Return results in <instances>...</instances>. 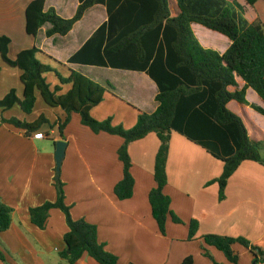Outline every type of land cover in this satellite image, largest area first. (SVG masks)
Instances as JSON below:
<instances>
[{
  "label": "crops",
  "instance_id": "obj_1",
  "mask_svg": "<svg viewBox=\"0 0 264 264\" xmlns=\"http://www.w3.org/2000/svg\"><path fill=\"white\" fill-rule=\"evenodd\" d=\"M32 1L0 0V36H8L12 41L11 59L25 49L36 47L42 51L38 57L63 76L77 71L103 85L106 88L104 100L91 111L97 120L112 118L114 125L130 129L136 125L140 113L151 114L157 110L158 84L146 71L70 60L99 27L108 22L106 5L89 8L68 34L48 36L49 24L37 35H30L26 30V10ZM228 2H234L240 14L250 22L263 21L255 10L257 3L251 6L245 0ZM80 4L81 0H46L45 10L55 9L58 15L68 19L76 14ZM170 8L171 16H177L174 0H170ZM191 27L205 48L223 54L231 45L229 38L219 32L198 23ZM106 44L107 40L103 54ZM95 50L93 47L89 53ZM0 66V99L12 89L22 99V71L7 65L1 57ZM46 77L52 87L60 85L54 72ZM244 86L245 81L237 77V85L230 86L229 90L235 92ZM69 89V85L62 86L61 93ZM246 98L249 104L231 100L227 106L243 119L250 138L264 148V115L252 107L264 108V100L252 88L247 89ZM41 116L49 122L29 135L0 121V197L14 209L11 227L0 234L1 248L7 259L0 260V264H69L61 256L67 246L65 234L69 231L64 212L59 208L51 209L44 228L34 224L30 215L31 208L57 200L56 144L60 140L67 142L60 173L72 216L75 220L95 224L99 241L118 256L120 264H182L189 256L194 258L193 264H214L202 249L204 236L208 234L245 237L264 249V165L259 162H242L228 181L226 198L220 200L217 179L223 173L224 162L173 131L167 161L168 184L164 192L171 198L173 212L184 223H175L169 217L167 233L163 235L149 200L156 185L154 169L161 143L156 133L130 144L134 194L121 200L114 189L124 177V166L118 156L124 138L107 132L94 133L77 113L65 128L63 137L57 123L65 119L66 112L47 105L40 92L31 114H25L19 105L5 112L0 110V117H17L29 123ZM37 132H43L46 137H34ZM192 220L198 221L199 228L195 238L189 240ZM205 246L217 262L235 264L221 250ZM233 249L239 255L238 264H252L254 257L249 249L239 243L234 244ZM75 264L100 263L84 254Z\"/></svg>",
  "mask_w": 264,
  "mask_h": 264
},
{
  "label": "trees",
  "instance_id": "obj_2",
  "mask_svg": "<svg viewBox=\"0 0 264 264\" xmlns=\"http://www.w3.org/2000/svg\"><path fill=\"white\" fill-rule=\"evenodd\" d=\"M174 1L177 8L175 17L171 16L170 0H81L76 14L68 19L58 15L55 9L46 11V0H33L27 7L28 34L37 35L43 26L49 24L51 27L47 35L53 36L68 34L92 6H107L108 22L102 24L70 60H84L105 66L110 63L118 68L142 70L156 81L159 88L157 110L151 114L140 113L136 125L130 129L114 125L112 118L100 121L92 116V109L104 100L106 88L103 85L77 71H70L68 76H63L38 57L42 51L36 47L25 49L15 59H11L9 49L12 41L8 36H0V57L7 65L22 71L21 81L24 85L23 98L20 99L16 90L12 89L0 99V110L5 112L19 105L25 114H31L40 92L47 105L60 107L66 112L65 119L57 123L63 137L75 113L94 133L107 132L123 137L124 143L118 150V156L124 166V177L114 189L119 199H129L134 194L130 144L150 133L157 134L161 143L154 169L156 185L149 194V200L153 217L163 235L167 233L169 217L175 223H184L173 212L171 198L164 192L168 184L167 161L173 131L203 146L224 162L223 173L217 179L220 200L226 198L228 181L242 162L252 160L264 165L262 144L250 138L243 119L227 106L231 100L249 104L246 98L248 88L254 89L264 100V22L260 19L250 22L228 0ZM245 1L254 6L260 0ZM193 23L228 37L231 45L226 52L221 54L205 48L192 30ZM93 47L96 50L89 53ZM51 72L56 74L60 85L52 87L48 82L46 75ZM237 77L245 81V86L242 90L231 92L229 87L237 85ZM65 85H69L70 89L61 93ZM252 107L264 115L263 107ZM0 121L25 130L28 135L49 122L45 116L32 123L17 117H0ZM55 186L56 202H46L31 208L32 222L44 228L50 210L59 208L66 215L69 226L65 234L67 246L61 252L69 264H75L84 254L100 264H120L118 256L109 252L99 241L95 224L73 218L71 207L66 203L65 183L60 172L56 173ZM13 212L14 209L0 197V234L11 227ZM198 228V221L192 220L189 224V240L195 238ZM236 243L250 250L254 257L252 264H264V249L245 237L204 236L205 245L216 247L230 262L238 264L239 255L233 249ZM205 245L202 247L204 255L214 264H222L213 258ZM0 260H7L1 240ZM193 263L192 256L182 262Z\"/></svg>",
  "mask_w": 264,
  "mask_h": 264
},
{
  "label": "water",
  "instance_id": "obj_3",
  "mask_svg": "<svg viewBox=\"0 0 264 264\" xmlns=\"http://www.w3.org/2000/svg\"><path fill=\"white\" fill-rule=\"evenodd\" d=\"M56 145H57L56 148L57 172H60L66 154L67 142L64 140H60L57 142Z\"/></svg>",
  "mask_w": 264,
  "mask_h": 264
},
{
  "label": "rangeland",
  "instance_id": "obj_4",
  "mask_svg": "<svg viewBox=\"0 0 264 264\" xmlns=\"http://www.w3.org/2000/svg\"><path fill=\"white\" fill-rule=\"evenodd\" d=\"M231 4L234 6V2H231ZM255 10L259 13L260 18L264 21V0H260L257 2V4L255 5ZM241 16L244 17L242 13H241ZM222 36H224V35H222ZM224 37L226 39H228L226 36H224ZM262 154L264 155V148L263 147H262Z\"/></svg>",
  "mask_w": 264,
  "mask_h": 264
},
{
  "label": "built area",
  "instance_id": "obj_5",
  "mask_svg": "<svg viewBox=\"0 0 264 264\" xmlns=\"http://www.w3.org/2000/svg\"><path fill=\"white\" fill-rule=\"evenodd\" d=\"M34 137H36V138H45L46 135H45L43 132H37V133L34 135Z\"/></svg>",
  "mask_w": 264,
  "mask_h": 264
}]
</instances>
